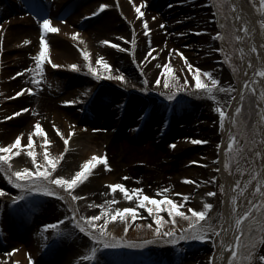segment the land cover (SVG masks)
Listing matches in <instances>:
<instances>
[{
  "label": "bare ground",
  "instance_id": "1",
  "mask_svg": "<svg viewBox=\"0 0 264 264\" xmlns=\"http://www.w3.org/2000/svg\"><path fill=\"white\" fill-rule=\"evenodd\" d=\"M230 2L231 5H235L234 16L238 35L245 36L243 32L245 24L250 29H255V32L248 36L247 47H245L244 39L239 41V47L243 49L247 59L243 63L240 82L221 84L223 87L230 85L236 91L217 93L219 101L222 102L218 103L203 94L193 95L192 91H182L174 100H169L166 94L175 93V87L168 90L162 84L158 86L155 83V79L160 76L162 66L171 60L174 74L180 77V82L184 83L187 78L191 81L190 89L200 92L195 89V78L188 70L184 57L174 52V49L182 51L195 67L211 72L215 77L220 74V69L216 65L218 57L214 42L217 30L212 26L210 8L206 0H148L143 9L145 17L141 18H137L133 0H119V2L117 0H0V26H2L0 27V146L13 143L21 134H23L22 145H25L19 149L17 155L12 157V172L24 168L20 165L16 166V158L28 155L29 135L32 136L33 151L37 148V161L41 163V166L44 163L45 147L51 149L53 141L59 145V153L54 156L58 158L63 154V157L68 159L62 164L66 169L62 175L66 179H71L77 171L81 170L83 163L91 159L93 155L101 157L107 155L109 157L107 165H110L109 168L104 163L95 162L87 179L79 182L73 189H60L66 197L63 200L59 197L28 193L24 200L17 201L11 209L7 205L16 196L21 195V191L8 181L3 171H0V188L6 192L5 196H0V264H15L16 261H20V264H29V253L35 264H75L77 259L74 256L68 260L60 259L55 263L49 261L51 243L55 241L57 233L67 226L61 230H59L60 225L56 229H44V225L54 224L57 221L70 220L73 223V207L78 210V216L101 215L99 223H103L109 213H114L116 208H137L135 220H132L130 214L126 220L119 218L109 220L107 229L117 237H125L126 241L140 242L152 239L154 229L157 227L155 217L145 207H138L139 201L135 196L129 200L119 189L113 192L111 185L116 183H123L130 190L136 188L143 190L149 185L161 187L164 185L168 189L169 198L179 202L180 210L188 212V215H191L189 209L203 210L206 202L212 203L214 207L209 214L213 217L212 222L215 227L220 230V235L209 233L211 236L209 240H180L174 245L157 242L145 245L143 248L102 249V254L119 256L123 260L122 264H174L185 256H190L201 264H227L230 251L226 250L220 241L223 239L225 244L234 243V237L238 234L231 199L233 195L238 196L237 191L233 190L235 179L224 167V151L230 140L229 130L233 134L232 123L227 120L225 129L217 130V132L215 125V132H213L214 124L209 120L212 113L209 114V111H203L199 107L194 114H186L187 124L177 129L178 127H174L176 121L184 116L177 114V105H174L216 102L226 109L229 116H234L235 108L241 101L240 94L244 92V80H253L256 77L254 73L261 67V60L251 52L253 42L264 56L257 15L242 0H230ZM105 3L110 7L99 12L100 6ZM141 3L143 0H135L136 5ZM22 12L27 13L23 20L17 18ZM94 12L99 14L91 15ZM14 14H16L15 17ZM47 17H51L54 25L61 31L48 33L46 36L49 41L48 59L43 62V72H41V66L36 67L38 64L36 57L41 44L40 21ZM152 17L156 18L152 19ZM145 18L148 19L149 27L152 29L149 35H145L146 30L143 26ZM96 20H100L99 24H93ZM162 24L164 27H161ZM74 32L80 34L78 39L73 37ZM121 37L127 39H121ZM133 37L137 40L135 56H133L131 44ZM25 40L30 43L25 44ZM104 40L118 43L122 48L117 49L111 44L104 45L102 43ZM152 48H155V52L152 56H148ZM81 49L91 53L94 66L95 61L103 55L113 66L112 75L118 76L122 72L125 80L107 78L102 66H100L102 78L98 79L89 71L88 61L84 58ZM170 51H173L171 58L168 56ZM146 56H148L147 61ZM153 56L155 59L152 58ZM249 59L253 61L252 68L247 65ZM31 61L34 63L32 64ZM48 62L62 65V67L52 69L48 66ZM74 63L80 66V70L70 67ZM23 65L29 67L28 72L25 71L19 76L17 67ZM59 69H67L78 74L81 79L77 82L83 87L69 88L56 102L51 100L40 86L32 93L27 91L30 88L27 80L31 78L37 86L36 81L44 79L41 74H50ZM134 70L142 77L141 85L130 79ZM86 77L95 80L82 79ZM145 77L149 81L147 85L144 83ZM203 79L209 82L207 77ZM261 82L264 86V80ZM127 85L129 86L125 89ZM53 86L52 90H54ZM155 86L160 89L154 88ZM23 87L25 90L17 96L16 93ZM47 91L49 96H52L49 88ZM57 92L58 87L55 86V91L52 93L57 94ZM233 97L235 100L232 99ZM65 101H75V103H64ZM229 102H231L230 107ZM90 103H97L99 108L97 114L95 113L91 119L92 123H97L101 128L105 126L110 128L111 140L103 152L98 144V140L102 137L101 131L93 132V127L71 124L81 119V111L85 110L84 106L86 108ZM103 106H111V112ZM25 108L28 111H20ZM171 108L174 109L173 113H170ZM15 112L20 114L13 115ZM31 114L33 118L29 121L30 125L21 127L23 120ZM43 116L46 118V127L42 128L46 136L35 131V124L37 122L42 124ZM54 125L61 130L63 136L56 131ZM128 127L131 128V132L126 135L124 132ZM29 128L30 132H28ZM181 132L184 139L174 141L176 147H170L168 150L166 148L168 139ZM116 134L124 135L122 143L115 138ZM148 135L153 136L152 142L150 140L144 146H136L138 141L146 139ZM65 137H70L67 144H65ZM191 138L206 140L208 143H193ZM45 139H48L50 143L45 145ZM259 151L261 155H258L256 162L257 171L264 175V143H261ZM165 156L166 162L163 160ZM118 158H121L120 161H117ZM140 161H148L146 163L153 170L144 174L145 170L138 165ZM193 161L197 163H192ZM29 166L35 169L36 164L31 161ZM112 166L115 171L124 170L123 174L127 179L117 181L115 174L111 173ZM208 171L220 175L224 188L222 199L214 201L213 197L210 198L206 192L199 193L203 187H209ZM56 175L54 171L52 178L55 179ZM190 181H196V183ZM52 187L57 186L52 185ZM13 190L17 191L16 194ZM195 192L198 194L193 197L192 194ZM147 195L157 199L163 198L153 193ZM184 195L189 196L187 201H184ZM74 196H79L81 199L75 200ZM49 198L55 200H51L52 210L55 213L50 214L51 219L45 218L40 225L35 226L31 219V211L23 206L27 199ZM238 202L237 199L236 203ZM148 203L151 206L150 202ZM238 204L242 207L237 211L242 212L245 210L247 200ZM161 208L164 210L160 214L166 221L162 231L173 227H177L179 231V228L186 227L188 221L179 216L176 218L178 226L167 223L172 219L166 211L167 204L161 205ZM149 224H152L153 228H148ZM125 227L128 228L127 233L124 232ZM76 228L92 247L96 246L91 237L81 232L77 226ZM9 244L14 245L12 249H9L10 251L19 249L11 258L7 253H2ZM221 251L224 252V258L220 255ZM260 254H264V247Z\"/></svg>",
  "mask_w": 264,
  "mask_h": 264
},
{
  "label": "snow or ice",
  "instance_id": "2",
  "mask_svg": "<svg viewBox=\"0 0 264 264\" xmlns=\"http://www.w3.org/2000/svg\"><path fill=\"white\" fill-rule=\"evenodd\" d=\"M119 2V0H117ZM135 11L138 14L137 18L145 17V11L143 10L148 0H143V3L136 5L135 0H133ZM216 5L218 8L223 9L226 6V0H216ZM110 7L107 3L102 4L100 6L99 12H103L105 9ZM233 10L235 9V5H232ZM261 16L264 17V0H259V6L257 9ZM99 12H94L91 15H98ZM156 17H152L155 19ZM260 31L261 34L264 35V19L259 21ZM143 26L146 30L145 35H149L152 32V29L149 27V21L147 18L143 20ZM2 27V26H0ZM161 27H164L162 24ZM40 28L42 34L40 36V51L38 56L36 57L38 65L41 66V72H43V62L48 59V51H49V41L46 38L48 33H58L61 29L54 25L53 19L51 17L43 18L40 21ZM243 32L245 36L236 35L235 40L240 41L245 39L247 36L252 35L255 32V29H250L247 24L243 27ZM74 38H79L80 34L78 32L72 33ZM219 38L223 39V36L217 34ZM121 39H127L125 37H121ZM25 44L30 43V41L25 40ZM104 45L111 44L113 47L120 49L122 46L118 43H113L109 40L102 41ZM131 44L133 46V56H135V47L137 45V40L135 37L131 40ZM124 51H128V49H123ZM174 52H177L180 56L184 57L185 63L188 65V70L192 72V75L195 78V89L200 90L199 93L190 89L191 81L185 78V82H180V77L174 74V69L171 64V60L169 63H166L162 66V70L160 76L155 79L156 85H163L164 88L175 87V93L166 94L169 100H174L176 96L180 92H189L192 91L193 95L203 94L209 96L212 100L217 101L218 103H222L219 101V96L217 93H230L236 91V89L232 88L230 85L228 87L221 86V81L219 78L215 77L213 73L204 71L198 67H195L185 56V54L180 51L179 49H174ZM173 51L168 53V56L171 58L173 55ZM223 51V49H221ZM81 52L84 58L88 61L87 67L89 71L95 75L98 79L101 77L100 66H102L104 70V75L107 76L109 79H116V80H125V75L121 72L118 76L112 75V64L109 63L107 59L103 55L99 57L95 61V66L93 65L92 55L89 51L85 49H81ZM155 52V48H152L148 52V56H152V53ZM251 52L255 53L258 58L261 60V67L254 73L255 76L260 78H264V56L261 55L259 48L256 46L255 42L252 43ZM242 58H243V49H241ZM159 55V53H156ZM148 56L145 57L147 61ZM155 59V57H152ZM228 63H232L231 58H229ZM247 65L249 68L254 67L253 61L249 59L247 61ZM55 68H60L62 65L53 63L52 65ZM70 67L74 70H80V66L78 64H71ZM28 71V69H25ZM20 75V73H17ZM247 75V72H245ZM203 77H207L209 82H205ZM163 78V79H162ZM35 82V81H34ZM145 85L149 83L147 77L144 79ZM249 80H244L243 87L244 89H249ZM262 83L259 80H252L251 84L253 85L250 88V92L257 96V99L260 103L256 104V108L259 109L258 116L259 119L252 125V129L254 132L259 133L261 142L264 143V86L260 88V91L257 92V88L255 87L256 84ZM24 89L17 92L16 95L20 96ZM28 92H32L33 89L29 88ZM147 91V89H145ZM235 100V97L232 98ZM245 99V95L242 92L240 94V100L243 101ZM64 103H75V101H65ZM228 106H231V102H229ZM243 104L237 106L235 108V115L229 116L228 112L224 107L218 106L216 111L219 113L220 116V127L222 130L225 129V121L226 119L235 125L237 128L240 127L242 122V109ZM21 112H26L28 109H21ZM20 112H15L13 115H19ZM251 115V109L249 110V117ZM6 119H10V117H6ZM248 119H243V124L245 131L248 130ZM54 127H56L54 125ZM35 131L47 135L42 126L39 122L35 124ZM56 131L63 136L61 130L56 127ZM73 129V133H74ZM230 133V140L227 144V160L225 162L226 167L230 168V161L233 159L234 155L239 157L242 147H236L238 144L237 137ZM21 135H18L13 143H9L6 146H0V171H3L6 175L8 181L15 186V188L21 191V195L16 196L12 203L16 204L17 201H22L25 199V195L28 193H39L51 197H59L60 199H65L66 197L61 193L60 189H73L77 186L79 182L82 180L87 179L89 171L92 167L95 166V162H101L107 165V157H101L98 155H93L91 159L85 161L82 165L81 170L77 171L75 175L71 179H66L63 175L52 178V173L56 170L57 165L60 159L63 158V154L59 158H52L49 156L48 149L45 147L44 149V163L41 166V163L36 161V153L33 151L31 145L33 143L32 136L29 135L28 138V155L33 158V163L36 164L35 169H31L28 167L23 168V170H18L12 172L11 168V160L14 155L19 153V149L21 147H25L22 145L21 142ZM70 137H65V144L68 143ZM193 143H208L206 140H199L191 138ZM50 143L48 139L44 140V144L47 145ZM255 144V141H253ZM171 147L175 148L176 145L173 143L170 145ZM218 147H220L218 145ZM14 149L16 150L14 152ZM256 155H261L259 151L255 153ZM192 163H197L193 161ZM110 168V165H107ZM240 171V169H237ZM220 171V169H217ZM254 175H250L247 180L244 181V186H241L240 180H237L233 190H239L240 194H243L249 186L253 185V181H255V185L253 188V192L250 194V198L246 197L247 204L244 206L245 210L242 212H238L237 210L242 206L236 203L238 196L233 195L231 197L233 202V214L235 216V226L238 230V234L234 237V243H227L225 244L224 240L221 239L220 244L224 245V248L230 251V255L227 257V264H253L254 260H258L264 264V254H259L257 251V245H264V175L261 174L260 171L253 169ZM127 179V177H125ZM188 180L189 178H185ZM213 180L216 177L212 178ZM192 183H196V181H190ZM52 185H56L57 187H52ZM111 189L115 192L117 189L122 191L125 197L129 200H132L135 196L138 199L139 204L138 207L142 206L147 209L149 213H151L155 217V224L157 227L154 229L153 238L150 240H144L140 242L134 241H126L125 237H117L114 233L108 231L107 225L109 220H116L119 218L120 220H126L127 216L130 214L132 220L136 219L137 216V208H116L114 213H109V216L103 220V223H99L101 221V215H92V216H78V210L73 207L72 210V218L73 223L79 228L81 232L86 233L91 239L95 242L96 246L91 248L90 255L84 256L82 259L84 260H91L96 261L97 264H101L99 259L98 253L102 254V249H116L121 247H129V248H143L145 245L153 244L157 242H162L166 244H176L180 240H199V241H206L211 239L209 233H214L216 236L220 235V230H218L215 225L213 224V217L209 214L210 210L213 209L214 205L212 203H205L203 210H197L195 208L189 209L191 215H188V212L180 210L181 205L179 202L172 200L168 196V189L163 190V198L157 199L155 197H151L147 194H142V189L136 188L134 190H130L126 185L123 183H116L111 185ZM221 191H224V188L221 187ZM161 190H158L160 192ZM258 194V195H257ZM6 192L3 188H0V196H5ZM69 195L71 193L69 192ZM208 196L214 197L217 195L214 191H209L207 193ZM73 199L79 200L81 197L74 196ZM189 199L188 195H184V201ZM150 205L149 206V203ZM167 204L166 211L168 212L169 216L172 217L170 221L167 223L172 225H177V216L183 217L185 220L188 221L186 227L179 228L173 227L170 229H164L162 231V226L166 223L165 217L162 216L160 213L164 209L161 208V205ZM64 221H57L54 224H46L44 225V229H56L59 225H62ZM247 224V241L245 225ZM252 225H255V231L260 233L257 239H252L253 228ZM139 227V225H138ZM148 228H153L152 224L147 225ZM128 228H124V232L127 233ZM60 235V233H57ZM19 249H13L11 253L8 254L9 258L18 252ZM221 257L224 258V252L221 251ZM29 264H35L31 254L28 255ZM15 264H20V261H16Z\"/></svg>",
  "mask_w": 264,
  "mask_h": 264
},
{
  "label": "rangeland",
  "instance_id": "3",
  "mask_svg": "<svg viewBox=\"0 0 264 264\" xmlns=\"http://www.w3.org/2000/svg\"><path fill=\"white\" fill-rule=\"evenodd\" d=\"M206 1L208 3L209 8H210V20L212 22V26H214L215 29L217 30V32H216L217 34H220L221 36H223V39H221L217 35V37L215 38V41H214L215 46H216V54L218 57L216 65L220 69V71H219L220 74L217 76V78L220 79L221 84L239 83L243 63L247 59H246L244 52H243V58H242L241 49L239 47V41L235 40V36L238 35V33H237L236 25H235V16H234V10L232 8V5L230 4L229 0H226V6L223 9H220L216 5V0H206ZM244 1L248 4V6L250 8H252L256 12L257 17H258V25H259V21L261 19H264V17L261 16V13L257 10L258 6H259V0H244ZM16 14H14V17ZM22 15H24V12H22V14L20 16L22 17ZM18 19H20V18H18ZM99 22H100V20H96L93 24H99ZM259 28H260V25H259ZM260 34H261V31H260ZM260 36H261V39L263 40L262 43L264 45V35L261 34ZM243 41H244L245 47H247L249 44L248 43V36ZM221 49H223V51H221ZM229 58H231L232 63H228ZM31 62H32V64L34 63L33 61H31ZM50 63H49L50 67L52 69H55V67L52 66L53 63H52V65ZM36 67L39 68V65L36 64ZM25 69H29V67L26 65L17 67V70H21V72L25 71ZM134 71H133V76H130V79H132L134 82H136V84L141 85L143 82L142 77L136 71L135 72ZM27 75H29V74H27ZM41 75L44 77V79L41 78L39 81H36L37 86L34 85L33 80H31V78L29 79V77H28L29 80H27L26 82H27L28 86H30V88L33 89V91L37 90V87L40 86L42 88V91L44 93H46V95L48 97H50V99L53 100L54 102L61 99L60 97H62L64 95L65 91L68 90L69 88L72 89V88H77L80 86L83 87V85L81 83L77 82V80L81 79V77L78 74H76L75 72L67 70V69H59L58 71H54L53 73H50V74L46 73V74H41ZM82 79H90L93 81L95 80L93 78H88V77L82 78ZM253 80L262 81V80H264V78H260V77L256 76V77H254ZM251 81L252 80H249V82H250L249 83V89L243 90L244 91L243 93L245 95V99L239 103V106L241 104H243V106H244L242 109L241 125L239 128H237L235 125L232 124L233 135H235L237 137V141H238V144L236 147H241V146H243V147H242V151H241L239 157H236L234 155L233 159L230 161V168L226 167V164H225V162L227 160V149L224 151V167L234 177L235 183L237 180H240L242 187L244 186V181L247 180L250 175L255 174L253 172V169L257 170V163L256 162L258 159V155H256L255 153L257 151H259L261 143H262L259 133L254 132L252 129V125L255 124V122L259 119V116L257 115L259 112V109L256 108V104L260 103V102L258 101L257 96L250 92V88L253 86L251 84ZM138 85H136V86H138ZM52 86L54 87V90H52ZM55 86L58 87L57 94L52 93V91H55ZM128 86L129 85H127V87H125V89L128 88ZM255 87L257 88V92H259L260 88L262 87V84L258 83L255 85ZM47 88L50 89L52 96H49ZM154 88L160 89L158 86H155ZM169 89H172V87H169L168 90ZM122 90H124V89H122ZM92 104H90L89 106H86V108H84L85 110L81 111V114H80L81 119L78 122H71V124H74V126L76 124H80L84 127H90V128L93 127V132L94 131H101L102 137H101V139L98 140V144L101 147V149H100L101 152H103L106 145H108V143L111 140V136L109 135L110 129L108 126L101 128L100 125H97V123H92L91 119H93V115H95V113L97 114V111L99 109L97 103L93 104V105ZM176 105H177V109H178V110L176 109L177 114L179 116L183 115L184 117L178 118V120L176 121V123L174 125L175 128L178 127L177 129H180L184 125H186L187 124L186 114H190V113L194 114L195 111H197L198 108L200 107L201 110H203V111L207 110V112L209 111V114L212 113V117H209V120L212 124H214L213 129H212L213 132H215V125H216V132H217V130L219 131L221 129V127H220V116H219V113L216 111V108L218 106H220L218 103H216V102H210V103L200 102V103H196V104H187V103L180 104V103H177L174 106H176ZM111 106H107V107L103 106V108L107 109L108 112H111V110H112ZM250 109H251V115L249 117V110ZM173 112H174V109L171 108V113H173ZM42 115H44V114H42ZM109 116H111V115L109 114ZM32 118H33V116L31 114L27 119L23 120V122H22L23 124L21 127L30 125L29 121ZM42 119H43V120H41L42 124H40V125L43 128H45L46 127V123H45L46 118L43 116ZM243 119H248V121H249L247 132L245 131V128H244ZM160 120H162V119H160ZM226 121H227V119H226ZM226 121H225V123H226ZM169 125H170V123H169ZM21 127H20V129L22 130ZM94 127H96V128H94ZM28 132H30V128H29ZM130 132H131V128L128 127L125 130L124 134H129ZM93 134L96 135L95 133H92V135ZM150 136L148 135L146 139L137 142L136 146H144L148 141H150L153 138L152 135H150ZM124 138L125 137L123 135L122 137H120V138L118 137L116 139L120 143H122ZM180 139H184V137L182 136V132L179 133V135H174L170 139H168V141H167L168 144L166 143V148L167 149L170 148L171 147L170 145H172L174 143V141L180 140ZM253 141H255V144H253ZM151 142H152V140H151ZM59 150H60L59 145L55 141H53L51 149H48L49 156L52 158H57L56 156H54V154L57 155L59 153ZM36 151H37V148L34 150V152L36 153V161H37L38 156H37ZM59 157H61V156H59ZM106 157H107V155H106ZM107 158L109 160V157H107ZM120 159L121 158H118L117 161H120ZM166 159L167 158L165 156V158H163V160L165 161ZM16 160H17L16 166L20 165L21 167H24V168L25 167L30 168L29 162L33 161V159L29 155H26L24 157L18 156L16 158ZM67 160L68 159H66L64 157L62 159H60V161L57 165V168L55 170L57 173L56 176L62 175L63 171L66 170L64 165H62V164H64V162H66ZM26 161H28V162H26ZM140 162L141 163L138 162V165L145 170L144 174H147L148 172L153 170V168L149 167L148 164L146 163L148 161H146V162L140 161ZM116 163H118V162H116ZM178 163H180V161H178ZM114 165L117 166V164H114ZM112 167H113L112 168L113 171L111 173L115 174L117 181L124 180V178H125V176L123 174L124 170L118 171V169H117V171H115L114 166H112ZM238 168L240 169V171L237 170ZM213 177H216V179L213 180L212 179ZM208 178H209V184H208L209 187L208 188L203 187L205 190H203V188H202V190L199 191V193H201V192L208 193L209 191H214L217 193V195L213 197L214 201H216V199H219V198L222 199L223 195H224V191L220 190L221 187H223V183L220 179V175L208 171ZM254 185H255V181H253V185L249 186L243 194H240L239 190H236L237 194H238V200H239L238 203H243V201L246 200L245 199L246 197L250 198V194L253 192ZM106 186L107 185L105 184V187ZM164 189H167V187L164 185L162 187L156 186V185H149V186L144 187V189L142 190V193H147V194L153 193V194H155V196L162 197L164 194L163 193ZM158 190H161V191L158 192ZM15 192L16 191L13 190V193H15ZM120 193H122V192H120ZM197 194L198 193L195 192L194 194H192V196L196 197ZM34 197H36V196H34ZM42 198H44V197H42ZM210 198H212V197H210ZM51 200H53V199L49 198V199H34V200L27 199L26 200V203L23 207L28 208L31 211V219H32V222H34L35 226L40 225L45 218L51 219L50 214L55 213L52 210L53 205L51 203ZM53 201H55V200H53ZM12 206H13V204L7 205V207H9L10 209L12 208ZM65 219L67 220V218H65ZM69 222H71V221L68 220L67 222H64L62 225H60V229H63L66 226L67 227L63 231L58 232V233H60V235L57 234L55 237V241L53 243H51L52 247L49 248V250H50V254H49L50 260L49 261H52V263H55V262L59 261L60 259L64 260V259H69L70 257H73V256L74 257L78 256L80 258V260L79 261L76 260L75 264H97L96 261L82 259L84 256L90 255L92 246L88 243V240L85 239V237L78 232L76 226L72 222L69 224ZM247 227L248 226L246 224L245 225V231H246L245 239H246V241H247ZM252 228H253L252 239L255 240L259 237L260 233L255 231V228H256L255 225H252ZM13 246L14 245H12V244L7 245L6 250H4L3 252L1 251V252L4 254H6V253L9 254L10 253L9 249H12ZM263 247H264V245H259V244L257 245V251L259 254H260L261 250L263 249ZM98 256H99V259L101 261V264H122L121 262H123V260H121V257L115 256V255L108 256L107 254L104 253V254H98ZM174 264H201V263H198L197 261H195L190 256H185V257L179 259L178 261H176ZM253 264H262V262H259L258 260H254Z\"/></svg>",
  "mask_w": 264,
  "mask_h": 264
}]
</instances>
